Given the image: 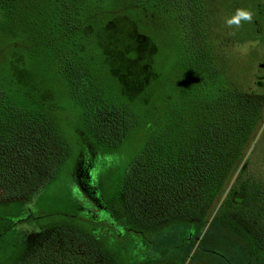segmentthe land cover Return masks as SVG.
Here are the masks:
<instances>
[{
  "label": "trees",
  "instance_id": "obj_1",
  "mask_svg": "<svg viewBox=\"0 0 264 264\" xmlns=\"http://www.w3.org/2000/svg\"><path fill=\"white\" fill-rule=\"evenodd\" d=\"M89 1L53 6L61 8L62 17L56 26L62 41L56 46L50 35L32 37L38 26H48L37 21L36 12L27 15L19 3L0 0V18L18 20L29 32L27 50L57 47L62 77L41 78L17 42L7 56L11 28L0 29L5 42L0 48V202L32 201L72 163V192L52 193L48 201L82 193L92 198L89 205L83 200L88 218L80 214L82 201L70 200L73 212L56 214L73 215L79 225H56L22 255L7 236L13 220L0 217V264H186L196 244V252L216 256L213 264H264V155L247 157L264 126V96L227 83L208 39L202 1L117 0L107 10L141 8L143 21L123 15L121 24V14L110 9L109 21L99 29L92 24L91 8L105 6V0H92L90 9ZM154 12L170 16L168 61L174 71L156 104L152 89L162 74L155 69L161 44L149 21ZM65 97L67 107L61 104ZM72 105L81 119L74 135L61 121ZM140 129L142 140L130 139ZM124 142L139 146L119 167L109 193L104 181L92 184L93 163ZM224 196L222 210L209 221ZM165 232H180L179 241L157 239ZM207 235L216 251L206 248L213 246L205 242ZM42 240L55 248L48 258H38Z\"/></svg>",
  "mask_w": 264,
  "mask_h": 264
},
{
  "label": "rangeland",
  "instance_id": "obj_2",
  "mask_svg": "<svg viewBox=\"0 0 264 264\" xmlns=\"http://www.w3.org/2000/svg\"><path fill=\"white\" fill-rule=\"evenodd\" d=\"M13 1L19 3V6L22 9L26 8L27 15L31 10L36 12V14L39 15L37 17V21H42L43 19L48 25L45 26L42 24L43 26H38V31L33 32L32 37H36L40 33H43L44 37H48V35H50L56 46L61 43V36L63 34L60 31V27H56L59 19L62 18L60 16L61 8L53 6H55V4L59 6L63 0H53L52 5L47 3L46 0ZM114 1L117 0H105V6L102 4V7L100 6V8H98L95 6L93 9L91 8L94 7L92 5V0L89 1V9L91 8V12L95 14L92 21L95 29H99L102 24L105 25L107 21H109L108 10L110 9L114 10V13L121 14L117 17L118 22L121 24L125 22V17H122L123 15L130 19H137L139 23L140 20L143 21L142 15L144 14V11L141 8L132 9L126 8L125 5H113V7L107 10V8L111 6ZM201 1L204 8L203 11H205L204 14H206L209 21L208 39L217 56L220 70L222 74H224L227 83L245 91L264 96V0ZM9 7L10 8L7 7L8 10H15L13 7ZM238 8L251 9L253 14L252 20L249 22L242 21L239 27L234 25L232 28H228L225 24V19L231 16ZM2 17L3 18H0V29H4L7 33L9 28H11L8 33V38H6L7 43L11 44L10 49L6 52L7 56L9 54L8 51L14 48L13 43L17 42L18 46H22H17V50H21L23 53L25 52L28 56L30 54V63L38 69L37 72L40 77H49V75H51L53 80L57 81L58 79H61V75L57 73L59 68V62L57 59L60 55L57 47H46L42 45L35 46L33 49L27 50V46L32 42L29 37V32H23L20 28L21 26L19 25L20 23L18 20L7 19L4 15H2ZM169 17L170 16L166 13L154 12L149 20L153 29L155 40L161 44V55H158L154 59L155 69L162 74V77L158 79V82L154 83L152 89L154 91L153 104H156V98L159 93L163 92V88L166 90L168 87V80L174 74L171 64L168 61V56L171 55L169 44L173 41L172 27H170L171 24L168 19ZM4 43L5 42L2 36H0V48L4 47ZM111 81H109L111 85H116V83ZM52 84H49L50 86L48 90H54ZM55 85L58 87L57 84ZM64 90L65 89L61 87V92H64ZM56 92L59 93L58 90H56ZM19 96H21L25 102L28 101V98L23 95ZM62 101L63 102L61 103L60 101V103L67 107L64 102H67V98L65 97ZM32 104L33 103H31V105ZM139 107H141V104H139ZM62 114L61 121H64L67 127L66 133L68 132L71 135V133L73 134L78 132L79 122L81 119L75 107L72 105L70 109L65 108ZM140 131L141 129L137 130V132L131 135L130 139L136 135V140L141 141L143 135ZM138 146L139 145L137 143L124 142L118 149L100 154V157L94 160L93 163L94 168L91 172L92 184H101V182L104 181L105 188L109 193H112L120 174L119 167L125 163L127 156L133 150V147ZM86 155L87 157L85 160L89 164L88 151H86ZM249 155L252 156V160H258L262 155H264V126L261 128V131L254 140V143L249 147L247 157ZM73 166L74 165L72 163V165L63 169L57 179L49 183L42 193L36 198L34 197V199L30 202H0V217L13 220L14 222V225L9 233H7V236H9L10 239H13L11 242L14 244V250L21 251L20 254L17 255H22L25 251L32 250L39 243V240L41 239L40 237H42V235L51 228L56 227V225L63 223L79 225L78 218L73 217V215L67 216V214H56L57 211L73 212L70 200H56L57 202L55 203L48 201L52 193H54V195L62 196L66 194L67 190L72 192V188L75 183L73 184L72 179L68 177V174L70 173V170L71 172L73 171ZM234 182L235 177L231 182V186ZM75 187L78 190L75 188L74 192L79 191L80 186H78V183ZM225 197L226 196H224L222 200L215 205L209 221L212 220V217H214L216 213L222 210V204L225 201ZM37 202L43 204L41 208L38 207ZM181 233L184 234V231ZM180 235V232L172 235L165 232L160 233L157 236V239H161L164 243L174 244L179 241ZM43 241L44 240H42V243L39 245L41 251L38 258H42L43 255L45 258H48L55 250V248L52 247L48 248ZM205 242H211L208 235L205 237ZM211 244H213V246L206 244V248L216 251L218 246H215L212 242ZM197 245L198 244L195 245L190 256L186 259V264H206L207 262L212 264L215 263L216 256L208 254L202 250L196 252ZM59 250H61V247ZM163 253L166 254L165 251H163ZM193 254L194 257L191 263H188ZM54 261H56V258Z\"/></svg>",
  "mask_w": 264,
  "mask_h": 264
},
{
  "label": "clouds",
  "instance_id": "obj_3",
  "mask_svg": "<svg viewBox=\"0 0 264 264\" xmlns=\"http://www.w3.org/2000/svg\"><path fill=\"white\" fill-rule=\"evenodd\" d=\"M252 11L247 8H238L236 11L229 17L225 19V24L228 28H232L234 25L239 27L241 22H249L252 20Z\"/></svg>",
  "mask_w": 264,
  "mask_h": 264
},
{
  "label": "flooded vegetation",
  "instance_id": "obj_4",
  "mask_svg": "<svg viewBox=\"0 0 264 264\" xmlns=\"http://www.w3.org/2000/svg\"><path fill=\"white\" fill-rule=\"evenodd\" d=\"M89 167L86 165L85 166V170L86 169H88ZM85 184L83 183V188H85V186H84ZM88 189V188H87ZM88 194H89V189H88ZM69 200H81L82 201V208H81V216L82 217H84V218H88L89 217V200H92V198H89V195H86L85 193H82L80 196H78V197H73V198H71V199H69ZM86 201L87 202V204H85L84 203V201Z\"/></svg>",
  "mask_w": 264,
  "mask_h": 264
}]
</instances>
